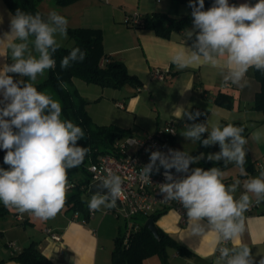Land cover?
Listing matches in <instances>:
<instances>
[{
    "label": "clouds",
    "instance_id": "obj_1",
    "mask_svg": "<svg viewBox=\"0 0 264 264\" xmlns=\"http://www.w3.org/2000/svg\"><path fill=\"white\" fill-rule=\"evenodd\" d=\"M189 7L193 27L184 37L192 40V45L172 57L178 70L201 61L216 67L225 58L223 83L240 89L247 87L245 77L249 69L264 74V0H257L254 5H230L229 0H213L207 10L205 0H189ZM67 28L68 20L55 10L45 17L18 8L10 17L9 32L0 38V45L10 50L14 61L0 69V149L6 150L3 162L10 166L7 170L0 167V202L19 214L29 213L45 221L55 218L65 206L68 171L78 168L89 152L77 143L85 132L71 120L61 119L62 106L50 94L38 91L33 83L14 81L9 73L35 82L46 70L54 69V54L61 47L57 36L66 39ZM85 58V51L72 48L62 57L60 67L67 69ZM61 87L66 89L67 85L61 81ZM201 115L199 110L183 111L189 121ZM262 131H254L251 139L259 143ZM204 133L208 136L202 139ZM243 133L244 127L231 123L221 126L217 122L211 129L208 122L193 123L181 135L200 141L204 147L218 143L219 152L205 157L204 153L193 156L170 148L167 153L151 151L149 163L138 174L141 180L150 182V174L159 172L160 168L165 170L166 182L159 190L165 202H179L187 210L188 231L202 236L208 232L217 234L219 256L215 264H264V257L257 262L251 248L241 239L245 232V212L253 203L264 202V170L248 177L244 167L248 139ZM205 158L223 160L225 167L234 163L240 175L248 178L226 185L223 182L226 173L219 167L207 170L195 167L190 171V165ZM172 169L187 175L177 178ZM100 181L98 187L109 189V193L91 195L87 202L89 211H99L101 206L115 208L124 194L121 176L109 171ZM241 186L244 191L237 199L235 194ZM205 218L210 229L207 233L202 223ZM225 242H233V246H220Z\"/></svg>",
    "mask_w": 264,
    "mask_h": 264
},
{
    "label": "crops",
    "instance_id": "obj_2",
    "mask_svg": "<svg viewBox=\"0 0 264 264\" xmlns=\"http://www.w3.org/2000/svg\"><path fill=\"white\" fill-rule=\"evenodd\" d=\"M232 1L229 0V4ZM234 1L251 5L257 2V0ZM4 4V1L0 0V38L9 32L12 16ZM53 10L68 20V28L98 30L102 36L103 54L121 60L128 74L140 83V87H129L130 85L126 84L121 89L113 90L74 80L73 85L79 95L88 102L86 112L95 125L112 127L124 131L125 134L141 137L154 133L165 122L174 121L179 125L174 146L175 149L177 145L182 149L181 144L185 137L181 134L188 126L183 111H191L197 107L207 112L202 123L208 122L209 129L217 122L221 126L231 123L244 127L246 129L244 137L248 139L244 167L248 177L257 176L264 170V131L259 143L251 139L254 131L264 130V114L249 109L259 90V84L252 78L251 69L245 77L247 87L243 89L223 83L221 72L225 58H221L220 65L216 67L201 61L199 64L178 70L172 63V57L177 52L189 48L184 37L188 29L172 33L168 39H163L152 30L136 29L125 23L128 17L143 18L151 14H167L173 18L189 16L187 13L192 10L187 4L179 0H81L66 7H59L53 0H45L39 5V13L45 17ZM192 27L193 25L189 29ZM30 44L29 48L32 47ZM10 63H14L10 50L0 45V69ZM155 69L164 73V80L152 78ZM218 93L232 97V109L228 110L213 103L212 99ZM96 103L102 106L100 111L91 108ZM204 135L207 138L208 133ZM196 150L195 144V149L189 154L193 155ZM219 151L220 146L217 143L208 147L207 154ZM5 154L6 150L0 149V167L7 170L10 166L3 162ZM219 163H222L219 168L226 173L223 178L226 185L237 179L243 182L248 178L240 175L239 168L234 163H229L226 167L223 160ZM69 182L75 184L78 181ZM243 191L242 186L237 190L235 194L237 199ZM0 207L8 211L7 214L0 216V237L6 239L3 244L0 241V264H19L11 258L23 252V249L32 242L36 243L38 251L49 264H97L95 262L98 242L94 240L97 237V231L94 229L97 225L96 211L92 218L86 220L82 213H78L77 216L71 213V216H68V211L64 207L60 211V217H57L58 220L49 222L51 226H45L40 237L36 233L35 216L29 213L19 214L15 209L5 207L2 202ZM12 214L14 218L9 217ZM244 215L245 232L241 239L251 248L258 262L264 257V202L257 204L252 213L246 211ZM84 219L86 222L82 223ZM202 223L205 224L207 233L210 230L207 221L203 220ZM154 225L191 253L189 256H181L174 249H168V264H215L218 257L215 232H208L204 236L191 234L188 231V217L186 223L181 225L179 216L173 209L164 212ZM46 230L57 234L60 241L51 240ZM230 244L233 246V242ZM147 261L148 264H163L156 256L150 257Z\"/></svg>",
    "mask_w": 264,
    "mask_h": 264
},
{
    "label": "trees",
    "instance_id": "obj_3",
    "mask_svg": "<svg viewBox=\"0 0 264 264\" xmlns=\"http://www.w3.org/2000/svg\"><path fill=\"white\" fill-rule=\"evenodd\" d=\"M8 11L14 15L19 8L26 13L36 14L39 12V5L45 0H3ZM59 7H66L77 1L81 0H53ZM179 2L189 6V0H179ZM213 0H205V10L210 8ZM240 5L241 3L232 1L230 5ZM191 9V8H190ZM192 10V9H191ZM192 16H184L180 18H173L167 14H151V16L136 17L130 19L126 24L129 27L136 29L152 30L155 35L160 38L168 39L172 33L186 31L192 26ZM68 42H72L70 47H60L54 54L56 66L54 69L48 70L47 77L35 84L34 86L38 91L48 93L53 99L60 102L62 106L61 119L71 120L77 126L82 127L85 132L83 139L77 143L81 147L89 149L88 154L85 156L83 163L79 166L86 174L83 179L77 180L74 188L67 193L65 209L72 214L82 213L83 217L88 220L87 208L85 202L81 198V194L86 191L90 182V177L84 166L87 164L88 159L94 158L97 154L103 153L104 149L112 144L115 139L122 137L124 131L114 129L112 127L97 126L95 125L88 113L86 106L88 102L82 98L75 86L74 80H79L85 84L96 85L101 88H110L113 90L121 89L127 85L133 87H140V83L132 76H130L125 68L124 63L112 56L104 55L102 51V36L98 30L83 29V28H67ZM194 39V38H193ZM187 45L190 48L192 40H187ZM79 47L86 52V58L83 62L73 63L67 69H61L60 61L63 56L68 55L72 48ZM11 64V63H10ZM252 78L259 84V90L255 94L254 101L249 107L250 110L264 114V74L255 69H251ZM24 82L30 83L29 78L24 77ZM61 81L67 85V88L61 87ZM205 91H203L204 93ZM213 103L225 109L233 108V99L230 95L225 93H218L213 97ZM2 106V105H0ZM199 110L202 115L195 121H189L188 125L193 123H202L207 112L200 110L197 107L192 108L191 111ZM246 134L244 128L243 135ZM206 138L203 134L202 139ZM197 150L193 156H198L201 153L207 156L208 147H204L200 141H195ZM246 159V158H245ZM222 163L211 162L206 158L194 164L195 167H201L205 170L211 167H221ZM68 181H72L68 171ZM6 213V209L0 207V216ZM164 213V212H163ZM153 214L149 217H138V229L129 237L128 244L123 245L124 234L120 233L118 229V236L114 239V249L111 252L112 264H142L143 260L157 256L163 264H168V249H174L181 256H189L191 253L184 247L179 246L178 243L173 241L168 235L162 233L157 229L159 239H155L150 231L145 228V222L152 219L154 224L156 220L163 214ZM11 260L19 264H49L45 257L38 251L36 243H31L23 249V252L18 254Z\"/></svg>",
    "mask_w": 264,
    "mask_h": 264
},
{
    "label": "built area",
    "instance_id": "obj_4",
    "mask_svg": "<svg viewBox=\"0 0 264 264\" xmlns=\"http://www.w3.org/2000/svg\"><path fill=\"white\" fill-rule=\"evenodd\" d=\"M107 1V0H103ZM159 1V0H158ZM138 16L128 17L125 20L127 23L130 19H136ZM152 78L164 80V73L155 69L152 73ZM179 125L174 121H168L162 124L154 133L142 137L124 135L114 140L108 145L104 152L97 154L94 158L88 159L86 171L90 177V182L86 188L89 190V185L95 182H101L100 179L107 175L109 171L121 176L123 180V195L117 200V206L111 211L115 218H123L125 221V230L123 232V245L128 244L129 237L138 229L136 223L138 217H149L153 214L163 213L169 210L175 211L179 216L181 225L186 223L187 210L181 203L176 201H164V196L161 194L159 187L166 182L164 177V169L160 168L159 172L150 174V182L140 179L139 172L141 167L149 163L151 151L168 152V149L175 150L174 140L178 133ZM130 140H135V144L129 143ZM177 178H183L186 173H176L175 169L171 170ZM191 171V170H190ZM75 184L69 182V193ZM257 207L253 203L248 212L252 213ZM95 211H89L87 208L88 219L92 218ZM78 213H75L77 216ZM204 220L207 221V218ZM85 223L86 220H82ZM46 234L50 239L59 242L60 237L57 234L46 230ZM231 242H225L220 246L232 247ZM217 256L219 252L216 250Z\"/></svg>",
    "mask_w": 264,
    "mask_h": 264
},
{
    "label": "rangeland",
    "instance_id": "obj_5",
    "mask_svg": "<svg viewBox=\"0 0 264 264\" xmlns=\"http://www.w3.org/2000/svg\"><path fill=\"white\" fill-rule=\"evenodd\" d=\"M191 12V11H190ZM187 13L189 14V16H191V13ZM57 41L58 43L61 45V47H70L72 45V42L70 41V43L68 42V38L63 39L59 36H57ZM31 45V44H30ZM31 49V48H30ZM48 70L45 71V73L42 76H38L37 80L35 82H32L29 80L30 83H39L41 81H43L46 77H47V72ZM14 79H17L18 81L23 80L24 77L19 76V74H12ZM132 87V86H129ZM118 101L120 99H117ZM101 105L96 103L93 104V106H91L92 109H94L95 111H100L101 109ZM127 134V133H126ZM129 135V134H127ZM135 137H139L137 135H132ZM142 137V136H141ZM178 144L180 145V142H178ZM182 145V149L179 148V146L177 145V148L175 150L177 151H181V152H186L189 154V152L191 150L195 149V144L194 141H191L189 139L184 138L183 139V144ZM7 166V164H6ZM87 164L84 166V169H86ZM194 164L190 165V168H195L193 167ZM69 174H70V178L71 180H79V179H83L84 177H86V174L82 171L81 167L78 168H73L69 170ZM81 198L82 200L85 202V206H88V201L89 199H91V194H89V191H85L81 194ZM7 210V209H6ZM113 210L112 209H107L104 208L103 206H101V209L99 211H96V216H97V225L94 226V229L97 231V237L94 238V240H96L98 242V247L96 248L98 250V255H97V264H112L111 261V252L114 249V239L116 236H118V232L120 231V233H123L125 230V221L123 218H115L114 214L111 212ZM8 211H6L7 214ZM71 211L67 212L68 216H71ZM9 217L14 218L13 214L9 215ZM57 217H60V212L56 215L55 218L49 219V220H40L38 218H36V233L41 237L43 235V229L45 228V226H51L49 222L58 220ZM101 224V225H100ZM100 225V226H99ZM119 229V231H118ZM0 241L2 242H6L5 238L0 237ZM0 242V243H1ZM157 257V256H156ZM149 259V258H147ZM145 260H143L144 264H148L149 262Z\"/></svg>",
    "mask_w": 264,
    "mask_h": 264
},
{
    "label": "water",
    "instance_id": "obj_6",
    "mask_svg": "<svg viewBox=\"0 0 264 264\" xmlns=\"http://www.w3.org/2000/svg\"><path fill=\"white\" fill-rule=\"evenodd\" d=\"M101 182H95V183H91L89 185V194L91 195H94V194H101V195H106L109 193V189L107 188H103V187H98V185H100ZM145 228H147L150 233L154 236L155 239H159V236H158V232H157V229L154 225V222L152 219H148L146 222H145Z\"/></svg>",
    "mask_w": 264,
    "mask_h": 264
}]
</instances>
